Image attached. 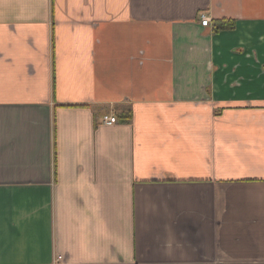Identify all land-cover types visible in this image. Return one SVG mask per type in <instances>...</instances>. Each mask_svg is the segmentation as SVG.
Segmentation results:
<instances>
[{"label": "crops", "instance_id": "crops-1", "mask_svg": "<svg viewBox=\"0 0 264 264\" xmlns=\"http://www.w3.org/2000/svg\"><path fill=\"white\" fill-rule=\"evenodd\" d=\"M0 264H264V0H0Z\"/></svg>", "mask_w": 264, "mask_h": 264}, {"label": "trees", "instance_id": "trees-1", "mask_svg": "<svg viewBox=\"0 0 264 264\" xmlns=\"http://www.w3.org/2000/svg\"><path fill=\"white\" fill-rule=\"evenodd\" d=\"M234 27H235L234 20H219V21H216L214 30L215 32H220L226 29H233ZM121 116L127 120H130L132 118V111L131 110L124 111L121 114Z\"/></svg>", "mask_w": 264, "mask_h": 264}, {"label": "built area", "instance_id": "built-area-1", "mask_svg": "<svg viewBox=\"0 0 264 264\" xmlns=\"http://www.w3.org/2000/svg\"><path fill=\"white\" fill-rule=\"evenodd\" d=\"M201 17V22L203 24V26H210L211 25V18L205 14V13H202L200 15ZM102 122L104 124H107V125H112V124H115L118 122V118L115 114H104L103 117H102Z\"/></svg>", "mask_w": 264, "mask_h": 264}]
</instances>
